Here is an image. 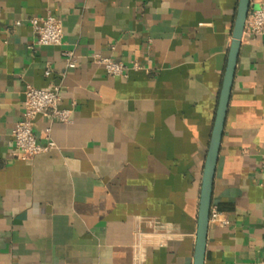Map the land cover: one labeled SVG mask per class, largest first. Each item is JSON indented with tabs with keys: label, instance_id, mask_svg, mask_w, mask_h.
<instances>
[{
	"label": "crops",
	"instance_id": "crops-1",
	"mask_svg": "<svg viewBox=\"0 0 264 264\" xmlns=\"http://www.w3.org/2000/svg\"><path fill=\"white\" fill-rule=\"evenodd\" d=\"M236 5L0 0V264H192ZM260 6L264 0H251L250 9ZM48 11L62 21L61 46L37 44L27 22ZM64 49L75 53V67ZM95 53L141 67L110 76ZM27 83H58L60 107L71 108V118L37 116V141L45 142L50 125L56 146L21 159L12 154L10 132ZM212 206L230 223H209L203 264H264L261 37L241 39ZM156 220L170 231L153 229Z\"/></svg>",
	"mask_w": 264,
	"mask_h": 264
},
{
	"label": "built area",
	"instance_id": "built-area-1",
	"mask_svg": "<svg viewBox=\"0 0 264 264\" xmlns=\"http://www.w3.org/2000/svg\"><path fill=\"white\" fill-rule=\"evenodd\" d=\"M27 22L31 25L33 33L36 36L37 44L61 46L64 42V29L62 21L59 17L51 12L43 15H34L27 18ZM20 20H16V24H20ZM243 34L249 37H261L264 39V6L256 9H250L245 19ZM68 67L76 66V55L73 50L64 49L61 51ZM92 59L101 64L106 73L110 76H121L129 69H139L141 66L137 61H133L131 65H127L121 60H114L110 57L100 54H92ZM44 74H50V68L46 67ZM23 100L22 116L11 128V137L13 144V156L21 159H32L35 155L53 149L56 144L51 137L50 125L46 128L45 142L37 141L34 133V122L39 115L46 116L50 123L54 121L69 122L71 116V108L60 107V85L52 83L49 87H37L31 83L25 84ZM209 223L219 226H227L229 219L215 206H211L209 214ZM152 228L163 232L170 231L158 220L154 221ZM139 229V228H138ZM138 230V235L140 234ZM136 255L137 260L141 258L139 249V241L137 240Z\"/></svg>",
	"mask_w": 264,
	"mask_h": 264
},
{
	"label": "water",
	"instance_id": "water-1",
	"mask_svg": "<svg viewBox=\"0 0 264 264\" xmlns=\"http://www.w3.org/2000/svg\"><path fill=\"white\" fill-rule=\"evenodd\" d=\"M250 7L251 0H237L232 27V40L227 54V60L218 95L217 108L203 164L199 203L196 216V233L192 264H203L205 259L215 168L223 135L237 57L243 36L245 19Z\"/></svg>",
	"mask_w": 264,
	"mask_h": 264
}]
</instances>
